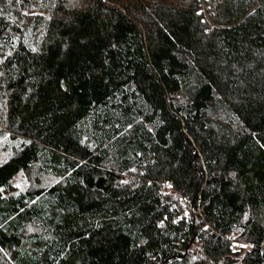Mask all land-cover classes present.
Here are the masks:
<instances>
[{
	"label": "trees",
	"instance_id": "16d2710c",
	"mask_svg": "<svg viewBox=\"0 0 264 264\" xmlns=\"http://www.w3.org/2000/svg\"><path fill=\"white\" fill-rule=\"evenodd\" d=\"M0 137V264H264V0H0Z\"/></svg>",
	"mask_w": 264,
	"mask_h": 264
},
{
	"label": "rangeland",
	"instance_id": "374dc122",
	"mask_svg": "<svg viewBox=\"0 0 264 264\" xmlns=\"http://www.w3.org/2000/svg\"><path fill=\"white\" fill-rule=\"evenodd\" d=\"M206 9V8H205ZM204 9V10H205ZM204 14V16L205 17H207V19H208V21H211L212 20V18H210V16H209V11L208 12H205V13H203ZM209 16V17H208ZM6 141V138H1L0 137V159H4V158H6L7 157V155L10 153L9 152V150H10V148H8V149H6L5 148V142ZM25 179H24V177L22 176H20L18 179H17V186L19 187V188H24L25 187ZM184 204H185V207H186V209L188 210H191L192 208L184 201ZM196 212H198V211H196ZM237 246H238V249H240V250H246L247 249V245H245L244 243H239V244H237Z\"/></svg>",
	"mask_w": 264,
	"mask_h": 264
},
{
	"label": "built area",
	"instance_id": "2783aa9c",
	"mask_svg": "<svg viewBox=\"0 0 264 264\" xmlns=\"http://www.w3.org/2000/svg\"><path fill=\"white\" fill-rule=\"evenodd\" d=\"M238 248V247H237Z\"/></svg>",
	"mask_w": 264,
	"mask_h": 264
}]
</instances>
